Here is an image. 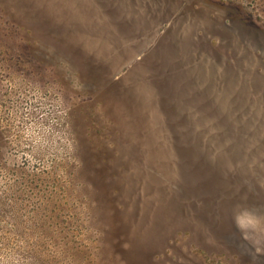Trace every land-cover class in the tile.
Masks as SVG:
<instances>
[{
    "label": "rangeland",
    "instance_id": "1",
    "mask_svg": "<svg viewBox=\"0 0 264 264\" xmlns=\"http://www.w3.org/2000/svg\"><path fill=\"white\" fill-rule=\"evenodd\" d=\"M0 264H264V0H0Z\"/></svg>",
    "mask_w": 264,
    "mask_h": 264
},
{
    "label": "trees",
    "instance_id": "2",
    "mask_svg": "<svg viewBox=\"0 0 264 264\" xmlns=\"http://www.w3.org/2000/svg\"><path fill=\"white\" fill-rule=\"evenodd\" d=\"M118 83H119V81H109L108 86L109 87L111 85L116 86ZM167 86L168 85L166 84L164 87H160V86H158V87L160 90H165ZM103 92H104V88L101 90V93H103ZM167 100L169 101L168 96H167ZM172 109L175 113L178 112V110H177L178 108L176 106H173ZM177 114L179 117L181 116V115H179V113H177ZM175 127H176V134L175 135H176V139H177L175 147H176L178 153L180 154V156H182L184 154L187 155L190 153H195L196 151H200V150L202 151L205 143L202 139H200L201 138L200 134H199V138H197L196 135H198L199 131H197V128L194 124H192L188 127V126H186L185 123H183V121L177 120V124Z\"/></svg>",
    "mask_w": 264,
    "mask_h": 264
}]
</instances>
